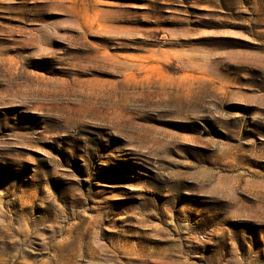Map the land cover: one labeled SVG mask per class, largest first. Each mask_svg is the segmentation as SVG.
I'll return each mask as SVG.
<instances>
[{
  "label": "rangeland",
  "instance_id": "rangeland-1",
  "mask_svg": "<svg viewBox=\"0 0 264 264\" xmlns=\"http://www.w3.org/2000/svg\"><path fill=\"white\" fill-rule=\"evenodd\" d=\"M0 264H264V0H0Z\"/></svg>",
  "mask_w": 264,
  "mask_h": 264
}]
</instances>
